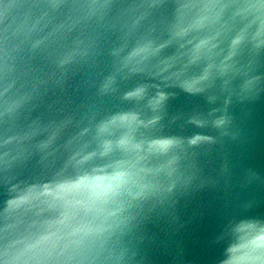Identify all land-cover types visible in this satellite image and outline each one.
<instances>
[{"label": "clouds", "instance_id": "9594fccd", "mask_svg": "<svg viewBox=\"0 0 264 264\" xmlns=\"http://www.w3.org/2000/svg\"><path fill=\"white\" fill-rule=\"evenodd\" d=\"M32 7L42 27L5 36L0 45V123L13 133L0 163L20 170L11 196L30 205L26 220L0 227V264H146L149 226L182 207L200 186L201 156L236 139L241 116L264 101V40L248 31L258 23L257 36L264 33V0H58ZM100 21L109 27L113 69L103 93L135 105L115 114L133 119L119 136L97 135L113 115L78 121L65 133L73 120L42 109L44 93L22 62L39 56L67 72L94 54ZM178 97L185 104L173 110ZM191 125L213 134L189 133ZM7 201L6 220L17 203ZM221 239L220 264H264V224L233 225ZM248 248L254 255L242 257Z\"/></svg>", "mask_w": 264, "mask_h": 264}, {"label": "water", "instance_id": "95a60500", "mask_svg": "<svg viewBox=\"0 0 264 264\" xmlns=\"http://www.w3.org/2000/svg\"><path fill=\"white\" fill-rule=\"evenodd\" d=\"M71 3L73 0H67ZM132 0H109L113 5L131 3ZM49 3V0H0V45L5 36L29 34L37 24L38 10L32 6ZM95 27V52L79 58L63 72L53 68L43 57L25 58L23 70L34 78L32 82L43 91L41 106L51 114L70 117L73 125L65 129L72 133L73 126L81 120H99L117 113L132 110L135 105L123 101L117 94L101 91L104 77L112 71L106 54V40L110 36L108 25L100 21ZM7 30V31H6ZM249 38L264 40L260 25L249 28ZM104 80V81H103ZM133 82H125L130 87ZM185 104L182 97L170 101L173 110ZM124 121L108 123V135L119 136L124 131ZM187 132L213 134L209 128L188 126ZM12 131L0 123V157L12 145ZM202 175L200 186L185 198L182 207L170 210L149 226L143 250L146 264H220L224 258L225 236L228 228L240 223L264 224V101L250 105L240 118V132L236 139H226L211 145L201 156ZM19 169H5L0 163V227L5 223L17 224L26 220L30 205L11 196V188L21 182ZM69 193L71 189L67 190ZM8 200L17 201L5 219ZM39 193L32 194V203H38ZM248 248L243 257L252 256Z\"/></svg>", "mask_w": 264, "mask_h": 264}, {"label": "snow or ice", "instance_id": "6c2138e0", "mask_svg": "<svg viewBox=\"0 0 264 264\" xmlns=\"http://www.w3.org/2000/svg\"><path fill=\"white\" fill-rule=\"evenodd\" d=\"M50 4H56L58 3V0H49ZM111 87V81L110 80H105L102 85H101V91H107L109 88ZM131 119H133L132 117H125V116H117L115 118V120H119V121H130ZM115 120H112L110 123H114ZM108 124H100L97 130V135L104 137L107 135L108 133ZM126 142V140L121 141V143ZM109 145L106 144V147H108Z\"/></svg>", "mask_w": 264, "mask_h": 264}]
</instances>
